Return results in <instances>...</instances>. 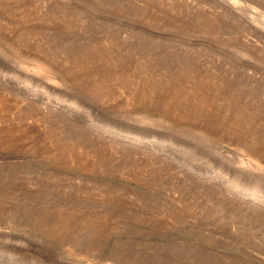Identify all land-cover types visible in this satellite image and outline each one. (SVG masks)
I'll return each instance as SVG.
<instances>
[{"label":"rangeland","instance_id":"rangeland-1","mask_svg":"<svg viewBox=\"0 0 264 264\" xmlns=\"http://www.w3.org/2000/svg\"><path fill=\"white\" fill-rule=\"evenodd\" d=\"M0 264H264V0H0Z\"/></svg>","mask_w":264,"mask_h":264}]
</instances>
